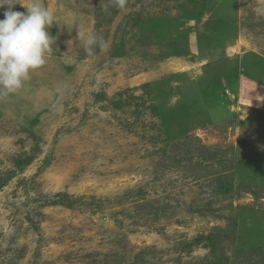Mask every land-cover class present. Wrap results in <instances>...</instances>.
<instances>
[{"label": "rangeland", "instance_id": "obj_1", "mask_svg": "<svg viewBox=\"0 0 264 264\" xmlns=\"http://www.w3.org/2000/svg\"><path fill=\"white\" fill-rule=\"evenodd\" d=\"M41 2L46 63L0 98V264H264V0Z\"/></svg>", "mask_w": 264, "mask_h": 264}, {"label": "clouds", "instance_id": "obj_2", "mask_svg": "<svg viewBox=\"0 0 264 264\" xmlns=\"http://www.w3.org/2000/svg\"><path fill=\"white\" fill-rule=\"evenodd\" d=\"M123 9L126 0H110ZM25 12L14 11L16 4ZM7 6L4 19H0V98L16 94L30 79V74L46 63L54 37L49 29L58 23L54 14L43 6L41 0H0V8ZM79 44L83 43L86 54L93 46L103 47V38L78 32Z\"/></svg>", "mask_w": 264, "mask_h": 264}]
</instances>
